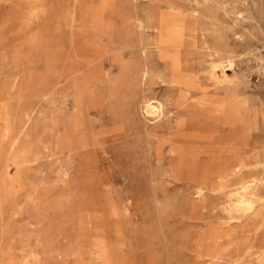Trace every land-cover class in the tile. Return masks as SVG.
I'll use <instances>...</instances> for the list:
<instances>
[{
	"label": "rangeland",
	"instance_id": "rangeland-1",
	"mask_svg": "<svg viewBox=\"0 0 264 264\" xmlns=\"http://www.w3.org/2000/svg\"><path fill=\"white\" fill-rule=\"evenodd\" d=\"M254 179L264 0H0V264H264V202L235 206Z\"/></svg>",
	"mask_w": 264,
	"mask_h": 264
},
{
	"label": "bare ground",
	"instance_id": "bare-ground-1",
	"mask_svg": "<svg viewBox=\"0 0 264 264\" xmlns=\"http://www.w3.org/2000/svg\"><path fill=\"white\" fill-rule=\"evenodd\" d=\"M195 1V0H194ZM179 12V11H178ZM180 13V12H179ZM182 13V12H181ZM159 15V14H158ZM174 15H175V11H174ZM185 15V14H183ZM179 16L180 17H183L185 19L184 16ZM158 17V16H157ZM159 20V18H157ZM183 20V19H182ZM187 20V19H186ZM163 21H166V20H163ZM163 21L160 23H158V29L164 34L165 38H166V41L170 44H179L181 43L182 45H184V41L182 43V40H184V36H186V31H187V28H188V25L185 24L187 23V21L185 22H182L180 19H175V20H170V21H166V23ZM184 21V20H183ZM74 27V26H73ZM73 30V28H72ZM194 31V29H192ZM196 31V30H195ZM157 33V32H156ZM161 33V34H162ZM84 34H85V31H84ZM160 34V36H161ZM85 36V35H84ZM156 38V37H155ZM161 39H160V44H161ZM180 44V45H181ZM162 45V44H161ZM181 45V46H182ZM160 46V45H159ZM93 47H94V44L92 42V40L88 37L85 38L84 42L82 43L81 45V50L83 51L84 54H88L90 53L92 50H93ZM76 55V54H75ZM169 64L171 65V67H173V69L175 70L174 73H176V78H177V81H179L180 83H184V84H191L194 80L193 76L190 75L189 73H186L183 69V66H182V57H181V54H175L174 56H171L169 59ZM213 63V62H212ZM233 65V63L231 62L230 63V67ZM188 67H189V64H188ZM187 67V68H188ZM222 67V68H221ZM229 67V66H228ZM226 68V66H222V64L218 63V64H214L213 66V69L217 74H220V78H221V82L222 83H225V84H231L234 82L235 80V73L233 71L232 68ZM212 76V74H211ZM219 76V75H218ZM214 78H217L215 76H213ZM220 80V79H218ZM184 86V85H183ZM160 111V109L155 106V105H152V104H149L147 106V112L150 113V114H154L156 112ZM179 145V144H178ZM211 150V149H210ZM205 153V152H204ZM234 153V152H233ZM215 154V153H214ZM219 154V153H218ZM235 155H238L236 154V152L234 153ZM207 155H209L207 153ZM211 156V155H210ZM219 157V155H217ZM203 158V157H202ZM234 158V157H233ZM240 158V157H239ZM238 158V159H239ZM206 159V158H205ZM231 159V158H230ZM236 158V160H238ZM225 160V159H224ZM229 160V159H228ZM201 161V160H200ZM227 161V160H226ZM213 161H211L212 163ZM238 162V161H237ZM207 163V161H206ZM210 163V162H209ZM227 163V162H226ZM250 164V163H249ZM211 165V164H210ZM215 166V165H214ZM209 170H206L205 172L202 173V180L203 181H208L210 182V175L212 174H223V173H226L227 171H236V172H239L241 173L242 172V168H243V165L240 164V163H233L231 162V164H219L217 166H215ZM247 166V165H246ZM245 166V167H246ZM207 167V165H206ZM250 167V166H249ZM209 168V167H208ZM247 170V169H246ZM230 173V172H229ZM233 173V172H232ZM225 177V176H224ZM222 178V177H220ZM223 179V178H222ZM219 180V179H218ZM256 181L257 179H254L252 181H245L243 182V184L241 185V187L239 189H237V198H236V203H235V206L237 209L239 210H246V211H250L252 209H254L256 207V204L258 202H264V197L263 196H260L256 190ZM211 183V182H210ZM209 183V184H210ZM207 186V185H205ZM264 239V238H263ZM255 248H257L255 246ZM254 248V249H255ZM253 249V250H254ZM256 250V249H255ZM257 252V251H256ZM260 254H264V245H262L260 247V251H259ZM257 254V253H256ZM249 255V254H248Z\"/></svg>",
	"mask_w": 264,
	"mask_h": 264
}]
</instances>
